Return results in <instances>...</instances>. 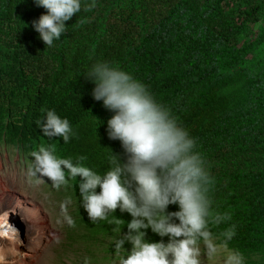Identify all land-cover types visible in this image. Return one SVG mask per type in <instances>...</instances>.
<instances>
[{"label": "trees", "instance_id": "1", "mask_svg": "<svg viewBox=\"0 0 264 264\" xmlns=\"http://www.w3.org/2000/svg\"><path fill=\"white\" fill-rule=\"evenodd\" d=\"M45 11L35 0H0V140L101 175L113 153L125 159L107 134L113 113L87 79L107 62L142 82L194 140L209 177L211 238L264 256V0H82L52 47L32 26ZM48 111L68 120L67 142L42 132ZM61 167L83 204L80 178ZM130 219L117 209L95 222L128 235ZM145 239L161 238L148 230Z\"/></svg>", "mask_w": 264, "mask_h": 264}, {"label": "clouds", "instance_id": "2", "mask_svg": "<svg viewBox=\"0 0 264 264\" xmlns=\"http://www.w3.org/2000/svg\"><path fill=\"white\" fill-rule=\"evenodd\" d=\"M35 3L46 11L32 26L45 46L52 47L65 32L66 21L81 11L82 0ZM87 79L94 83L93 98L113 113L107 120V134L120 141L125 159L113 153L109 170L101 175L82 164L57 160L42 149L37 159L45 173L64 182L63 166L72 177L80 178L83 207L90 220L104 219L117 209L131 217L127 230L133 251L125 264H199L200 242L207 245L210 255L217 249L208 229L209 177L193 151L194 140L131 74L99 62ZM41 130L67 142L71 127L67 119L48 111ZM169 205L176 209L170 211ZM228 219L226 213L216 214L212 223ZM148 230L161 239L146 240ZM223 236L230 240L232 230ZM229 259L232 264H243L239 253Z\"/></svg>", "mask_w": 264, "mask_h": 264}, {"label": "rangeland", "instance_id": "3", "mask_svg": "<svg viewBox=\"0 0 264 264\" xmlns=\"http://www.w3.org/2000/svg\"><path fill=\"white\" fill-rule=\"evenodd\" d=\"M0 174L18 179L21 189L35 197L46 211L50 245L40 264H125L133 251V245L125 240L128 235L104 230L90 220L83 204L72 196L66 177L64 182L54 181L37 156L24 155L0 140ZM212 243L217 250L210 255L207 245L200 242L199 264H232L229 258L236 253L243 264L264 262L263 254L240 253L215 238Z\"/></svg>", "mask_w": 264, "mask_h": 264}, {"label": "bare ground", "instance_id": "4", "mask_svg": "<svg viewBox=\"0 0 264 264\" xmlns=\"http://www.w3.org/2000/svg\"><path fill=\"white\" fill-rule=\"evenodd\" d=\"M45 212L18 179L0 174V264H40L50 245Z\"/></svg>", "mask_w": 264, "mask_h": 264}]
</instances>
